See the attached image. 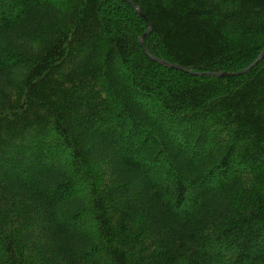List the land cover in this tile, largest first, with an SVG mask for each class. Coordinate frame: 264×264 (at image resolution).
<instances>
[{"label": "trees", "instance_id": "1", "mask_svg": "<svg viewBox=\"0 0 264 264\" xmlns=\"http://www.w3.org/2000/svg\"><path fill=\"white\" fill-rule=\"evenodd\" d=\"M128 1L0 0V264H264V0Z\"/></svg>", "mask_w": 264, "mask_h": 264}, {"label": "water", "instance_id": "2", "mask_svg": "<svg viewBox=\"0 0 264 264\" xmlns=\"http://www.w3.org/2000/svg\"><path fill=\"white\" fill-rule=\"evenodd\" d=\"M127 3H129L134 9H135V12L138 14V16H140L142 19L145 20V17L144 15L141 13V11L137 8H135V6L128 0H125ZM151 32V28L149 26L148 30L144 33V35L139 39V43H140V46L142 47V49L144 50V52H146V49L144 47V44H143V39ZM147 53V52H146ZM264 59V51L261 52L258 57L243 71L241 72H238V73H225V72H219V73H213V74H210L212 77H215V78H229V77H236V76H239V75H242L246 72H248L249 70H251L253 67H255L261 60ZM156 63H158L159 65H162V66H167L173 70H178V71H182V72H187L186 69L180 67V66H177V65H173V64H169V63H166L165 61H162V60H158V59H153ZM197 76H200L201 74H196Z\"/></svg>", "mask_w": 264, "mask_h": 264}]
</instances>
